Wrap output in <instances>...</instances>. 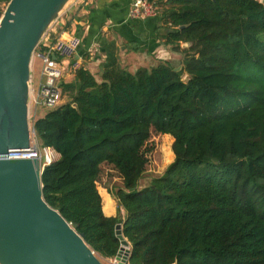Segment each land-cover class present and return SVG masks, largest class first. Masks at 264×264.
I'll list each match as a JSON object with an SVG mask.
<instances>
[{"label": "trees", "instance_id": "trees-1", "mask_svg": "<svg viewBox=\"0 0 264 264\" xmlns=\"http://www.w3.org/2000/svg\"><path fill=\"white\" fill-rule=\"evenodd\" d=\"M155 1L164 42L188 43L181 69L132 73L105 42L99 80L80 66L62 82L67 101L32 122L40 147L59 154L41 173L43 198L104 258L120 223L129 264H264V5ZM151 130L172 136L174 159L137 189ZM104 162L122 178L115 216L96 187Z\"/></svg>", "mask_w": 264, "mask_h": 264}, {"label": "water", "instance_id": "water-1", "mask_svg": "<svg viewBox=\"0 0 264 264\" xmlns=\"http://www.w3.org/2000/svg\"><path fill=\"white\" fill-rule=\"evenodd\" d=\"M67 2L9 0L0 16V264H103L76 224L44 200L41 162L4 156L31 144V58ZM115 233L120 246L114 261L129 264L130 243L122 224H116Z\"/></svg>", "mask_w": 264, "mask_h": 264}, {"label": "crops", "instance_id": "crops-1", "mask_svg": "<svg viewBox=\"0 0 264 264\" xmlns=\"http://www.w3.org/2000/svg\"><path fill=\"white\" fill-rule=\"evenodd\" d=\"M129 8L130 0H78L74 10L59 22L66 29L59 30L61 26H53L43 43H51L59 37L65 38L68 34H73L76 26H79L81 45L75 59L97 80L100 79L101 65L106 58L105 42L115 45L119 64L130 72H135L141 67L151 68L163 62L176 67L182 66L181 48L188 44L180 43L179 50L173 49V46L166 44L160 36L164 30L160 14L144 19H132L129 17ZM34 59L37 64L31 71V86L36 88L40 80L41 62L39 58ZM73 78L74 73H71L63 81L70 82ZM41 109L44 111L41 115H35L34 111L35 118L44 116L47 110ZM58 157L59 154L55 152V158ZM106 192L112 204L106 207L103 213L106 216H115L117 202L112 193L107 190Z\"/></svg>", "mask_w": 264, "mask_h": 264}, {"label": "built area", "instance_id": "built-area-1", "mask_svg": "<svg viewBox=\"0 0 264 264\" xmlns=\"http://www.w3.org/2000/svg\"><path fill=\"white\" fill-rule=\"evenodd\" d=\"M158 14H160L159 7L155 0H130V18L144 19ZM80 45L79 36L68 34L65 38L59 37L45 44L44 49L34 50L33 56L39 58L41 67L37 87L31 86V79L29 82L30 107L51 110L63 103V93L59 82H64L67 76L80 67L79 61L75 59ZM31 130L33 139L28 148L9 149L4 156L10 159H36L45 166L56 159L55 151L49 147L38 146L34 139L33 127Z\"/></svg>", "mask_w": 264, "mask_h": 264}, {"label": "rangeland", "instance_id": "rangeland-1", "mask_svg": "<svg viewBox=\"0 0 264 264\" xmlns=\"http://www.w3.org/2000/svg\"><path fill=\"white\" fill-rule=\"evenodd\" d=\"M77 4H78V0H68V2L64 5V7L58 13L57 19L54 20L53 23L48 27L47 32L48 31L50 32V29L53 26H56V27L61 26L59 30L66 29V27L62 25L61 23L59 24V22L61 21L62 18L65 19L66 18L65 16H67L70 12H72L74 10V7H76ZM157 5L159 7V12H160L162 10L161 8L162 6L158 2H157ZM5 6L6 4L1 5V8L3 11L5 9ZM46 33L42 37L43 39L46 36ZM36 64L37 63L34 59V56H32L31 63H30V72L32 71V68L34 69V65ZM184 76H183V79H184ZM66 101H67V97L63 94V103ZM34 111L36 112L35 115H41L44 112L43 109L39 107L35 108V106H33L32 108V106L31 107L29 106V122L31 125H32L33 120L35 119ZM34 139L37 145L40 146L36 137H34ZM172 142H173L172 136L168 134H160V133L155 132L154 130H151L150 137L144 147L147 160H148L146 167H145L146 170H145L144 175H142V177L138 180L137 189L142 188L144 185H148L151 177L161 174L163 170L165 169V167L174 159V153L172 155V152H173ZM121 179L122 178L120 177L119 173L117 172L116 169H114V167L111 164L103 163L100 165V172H99V175L96 181L97 190H99L100 188H103L107 190L108 192L113 193L114 190H116L118 187H122ZM102 194H103L104 205L106 209V207L112 204V201L109 195L105 191H103ZM99 259L103 264H117L114 261V257L104 258V257L99 256Z\"/></svg>", "mask_w": 264, "mask_h": 264}]
</instances>
